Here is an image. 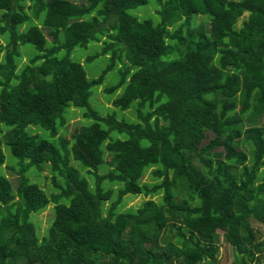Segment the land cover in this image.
I'll return each mask as SVG.
<instances>
[{
	"label": "trees",
	"instance_id": "1",
	"mask_svg": "<svg viewBox=\"0 0 264 264\" xmlns=\"http://www.w3.org/2000/svg\"><path fill=\"white\" fill-rule=\"evenodd\" d=\"M149 1L0 0V264H221L218 237L231 264H264V0H151L137 19ZM90 41L111 59L91 79L69 55ZM116 64L104 91L135 120L89 103ZM69 107L88 121L58 138ZM45 166L55 192L31 178Z\"/></svg>",
	"mask_w": 264,
	"mask_h": 264
},
{
	"label": "rangeland",
	"instance_id": "2",
	"mask_svg": "<svg viewBox=\"0 0 264 264\" xmlns=\"http://www.w3.org/2000/svg\"><path fill=\"white\" fill-rule=\"evenodd\" d=\"M26 6L25 9L27 10V5L29 4V0H25ZM153 1H149L148 4L139 6L137 9L131 11L133 15L137 17V19L142 20L145 18H153V8H151V4ZM246 16V13L239 18L237 21V25H240L241 19ZM157 17V16H156ZM35 21V20H34ZM201 21H204V27L205 30L208 31L209 23L207 20H204L202 16H197L194 20V24H199ZM2 24V23H1ZM28 25V22H25L23 25L20 26V29H25ZM43 32L46 35V38L48 41H51V37L47 34V29L43 28ZM1 37V42L5 44V40ZM102 42L98 41H90L86 48L76 46L74 49L70 52V58L74 61H78L83 65V68L85 70L87 78L91 79L94 77L99 76L103 72L104 69L107 68L108 64H110L111 59H109L110 54H101L99 53L101 49ZM21 51V58L19 60V66L28 60V56L33 54L35 52L33 46L30 43H26L24 45L20 46ZM3 55V51L0 53V60ZM87 56H93L91 59L86 60ZM118 80V67L117 64L115 67L109 69L104 76L103 82L98 85L97 87L93 88V94L89 98V103L91 106H93L95 109H97L102 114L112 113L115 112V115L118 119L125 118L127 120H135L136 119V112L133 108L125 109L124 111L119 110L115 108L112 104V99L115 94L119 92V90L116 91V93L112 96L107 95V93L104 91V87L110 86ZM82 111L79 108L69 107L68 111H65V123L62 125L58 133L56 134V137H64L66 139H70L71 135L77 130L78 127L85 124L88 119L83 117ZM259 121L257 122L260 123ZM247 124L244 125L246 127ZM32 132L41 133V130H38L35 127L31 128ZM215 150H220V147H216ZM7 152V151H5ZM10 158L9 152H7V159ZM72 163H74V160H71ZM76 162V161H75ZM77 164V162H76ZM2 171L7 175V177L10 179L12 186L15 187L16 185V174L9 171V169L5 166V163L2 165ZM151 169L149 168L146 170V172L143 174L141 181L142 182H150L152 181L151 177ZM99 173L105 172V169H99ZM89 182L90 185H92V178L89 177L86 172L84 173ZM46 175L50 176L49 168L45 166L41 171L34 173H31V178L35 181H37L40 186H42L45 189H48L50 191L55 192L56 189L53 188V183L50 177H46ZM106 186H108L106 184ZM117 185H113L114 190L116 189ZM160 195H155L152 198L158 199ZM148 197H145L141 194L137 195H125L123 196L122 202V209L127 208H136L138 207L143 200L147 199ZM108 202H105V205ZM53 218V203H49L43 210L40 212L33 214L32 219L34 220L37 232L41 236L45 234L47 227L49 226L51 219ZM254 228L256 227L260 231H262V238H264V221L263 222H254ZM217 244L219 246V253L217 255V258L221 264H231L232 258L234 256L233 251L231 250L230 246L226 249L225 243L223 241L222 237H218ZM256 264V263H255Z\"/></svg>",
	"mask_w": 264,
	"mask_h": 264
}]
</instances>
